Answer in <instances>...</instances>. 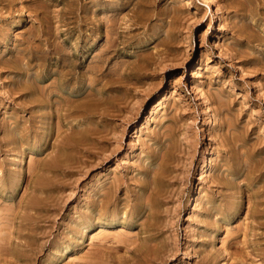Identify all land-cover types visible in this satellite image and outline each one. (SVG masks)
I'll list each match as a JSON object with an SVG mask.
<instances>
[{
    "label": "rangeland",
    "instance_id": "rangeland-1",
    "mask_svg": "<svg viewBox=\"0 0 264 264\" xmlns=\"http://www.w3.org/2000/svg\"><path fill=\"white\" fill-rule=\"evenodd\" d=\"M246 1L0 0V264H264V1Z\"/></svg>",
    "mask_w": 264,
    "mask_h": 264
},
{
    "label": "bare ground",
    "instance_id": "bare-ground-1",
    "mask_svg": "<svg viewBox=\"0 0 264 264\" xmlns=\"http://www.w3.org/2000/svg\"><path fill=\"white\" fill-rule=\"evenodd\" d=\"M225 1H226V0H225ZM250 1H251V0H250ZM260 1H261V0H260ZM262 1H264V0H262ZM97 2H98V1H97ZM206 2H207V0H206ZM244 2H245V0H231V8H232V7L235 8L236 11H237V10H240V11H241V10H242V11H243V10H244V11L246 10L247 13H249V12H248V8H249V7L245 9V7H247V6L244 7V5H243V4H245ZM246 2H248V0H247ZM251 2H252V1H251ZM255 2H256V1H255ZM255 2H254V3H255ZM100 3H101V2H100ZM100 3H98V4L101 5ZM254 3H253V4H254ZM257 3H258V1H257ZM257 3H256V4H257ZM259 3H260V2H259ZM227 4H228V3H227ZM246 4L249 5V3H246ZM253 4H252V5H253ZM256 4H255V5H256ZM260 4H261V3H260ZM263 4H264V3H262V5H263ZM95 5H96V4H95ZM228 5H229V4H228ZM255 5H254V6H255ZM257 5H258V4H257ZM49 6H50V5H49ZM249 6H250V5H249ZM252 7H253V6H252ZM233 8H232V9H233ZM253 8H254V7H253ZM256 8H257V7H256ZM256 8H255V9H256ZM249 9H251V8H249ZM255 9H254V10L252 9V10L255 11ZM74 10H75V9H74ZM257 10H258V9H257ZM250 11H251V10H250ZM259 11H260V13H261V10H259ZM259 11H258V12H259ZM71 12H73V11H71ZM237 12H239V11H237ZM73 13H74V12H73ZM252 13H253V12H252ZM263 13H264V12H263ZM237 14H238V13H237ZM258 14H259V13H258ZM35 15H36V14H35ZM71 15H72V13H71ZM75 15H76V14H75ZM239 15H240V13H239ZM245 15H246V14H245ZM253 15H254V14H253ZM260 15H261V14H260ZM78 16H79V15H78ZM64 17H66V16H64ZM73 17H74V16H73ZM102 17H103V16H102ZM242 17H243V16H242ZM54 18H55V17H54ZM68 18H69V15H68ZM71 18H72V17H71ZM71 18H70V19H71ZM78 18H79V17H78ZM82 18H83V17H82ZM103 18H104V17H103ZM111 18L114 19V16L111 17ZM251 18H252V16H251ZM263 18H264V17H263ZM36 19H37V18H36ZM74 19H75V18H74ZM79 19H80V18H79ZM105 19H106V18H105ZM105 19H103V20L105 21ZM108 19H109V17H108ZM115 19H116V18H115ZM245 19H246V18H245ZM256 19H257V18H256ZM50 20H51V19H50ZM67 20H68V19H67ZM76 20H77V16H76ZM81 20H83V19H81ZM84 20H85V19H84ZM84 20H83V21H84ZM97 20H98V19H97ZM99 20H100V19H99ZM110 20L112 21V19H110ZM110 20H109V22H110ZM261 20H262V18H261ZM61 21H62V20H61ZM63 21H64V20H63ZM65 21H66V20H65ZM77 21H78V20H77ZM256 21H257V20H256ZM259 21H260V20H259ZM70 22H71V24L73 25V22H72V21H70ZM78 22H79V21H78ZM80 22H81V21H80ZM105 22H106V21H105ZM109 22H108V23H109ZM67 23H68V22H67ZM99 23H100V22H99ZM110 23H111V22H110ZM112 23H113V21H112ZM112 23H111V24H112ZM75 24H76V21H75ZM102 24H103V23H102ZM106 24H107V23H106ZM114 24H115V23H114ZM65 25H67V24L65 23ZM68 25H69V24H68ZM76 25H77V24H76ZM105 26H108V24L105 25ZM112 26H113V25H112ZM49 27H51V26H49ZM75 27H77V26H75ZM108 27H109V26H108ZM67 28H68V27H67ZM98 28H99V27H98ZM65 29H66V28H65ZM68 29H69V28H68ZM75 29H78V28H75ZM94 29H95V28H94ZM96 29H97V28H96ZM96 29H95V30H96ZM58 30H59V29H58ZM69 30H70V29H69ZM97 30H99V29H97ZM113 30H115V29H113ZM38 31H39V30H37V32H38ZM67 31H68V30H67ZM72 31H73V30H72ZM99 31H100V30H99ZM105 31H106V30H105ZM109 31H111V28H110ZM37 32H36V34L38 35ZM46 32H47V31H46ZM49 32H50V31H49ZM54 32L57 33V31H55V30H54ZM107 32H108V31H107ZM40 33H42V32H41V29H40ZM40 33H39V34H40ZM67 33H68V32H67ZM72 33H73V32H72ZM75 33H76V32H75ZM79 33H80V31H79ZM45 34H46V33H45ZM57 34H58V33H57ZM63 34H64V33H63ZM104 34H106V32H105ZM108 34H109V32H108ZM31 35H32V34H31ZM41 35H42V34H41ZM52 35H53V34H52ZM55 35H56V34H55ZM68 35H71V34H68ZM73 35H74V34H73ZM109 35H110V34H109ZM34 36H35V35H34ZM58 36H59V35H58ZM83 36H84V35H83ZM107 36H108V35H107ZM35 37H36V36H35ZM38 37H39V35H38ZM49 37H50V36H49ZM54 37H55V36H54ZM46 38H47V37H46ZM46 40H47V39H46ZM50 40H51V39H50ZM50 40L48 39L49 42H50ZM50 43H51V42H50ZM52 43L54 44L55 42H52ZM56 44H57V43H56ZM59 44H60V43H59ZM112 44H113V43H112ZM48 45H49V43H48ZM60 45H61V44H60ZM51 46H52V44H51ZM55 46L57 47V45H55ZM58 46H59V45H58ZM83 46H84V45H83ZM52 47H53V46H52ZM81 47H82V46H81ZM50 48H51V47H50ZM53 48H54V47H53ZM59 48H61V47H59ZM65 48H66V47H64V49H65ZM57 50H58V47H57ZM76 50H77V49H76ZM49 51H50V49H49ZM49 51H48V52H49ZM65 51H67V49H65ZM65 51H63V48H62V52H65ZM69 51H70V50H69ZM38 52H39V51H38ZM40 52H41V54H42V50H41ZM40 52H39V53H40ZM51 52H52V51H51ZM39 53H37V54H39ZM43 53H44V52H43ZM46 53H47V52H46ZM77 53H78V52H77ZM82 53H83V52H82ZM40 56H41V55H40ZM43 56H44V55H43ZM80 56H81V55H80ZM58 57H59V60H60V70H59L58 79H57L58 82L56 81V82H57L56 84H58V87H59V86H64L65 84H68V82H69V81L75 76V75H74V71H75V70H74V66H75L74 64H75V63H74V61H73L74 59L71 58V54H68V52H67V53H61V52H59V56H58ZM37 58H38V57H37ZM74 58H75V57H74ZM38 59H39V58H38ZM39 60H40V59H39ZM48 60H49V59H48ZM76 61H77V60H76ZM76 61H75V62H76ZM41 62H42V61H41ZM45 62H46V61H45ZM48 62H49V61H48ZM27 63H28V62H27ZM39 63H40V62H39ZM103 63H105V62H103ZM103 63H102L101 65H103ZM43 65H44V64H43ZM48 65H49V64H48ZM78 65H79V63H78ZM51 66H52V65H51ZM75 67H76V66H75ZM77 67H78V66H77ZM99 67H100V68H99ZM99 67H98V69L96 68V70L101 71L100 69H101L102 66H99ZM58 68H59V67H58ZM58 68H55V69H58ZM47 69H49V68L47 67ZM94 69H95V68H93V71H95ZM5 70H6V69H5ZM34 70H35V69H34ZM50 70H51V68H50ZM102 71H103V69H102ZM108 71H109V70H108ZM115 71H116V70H115ZM45 72H46V71H45ZM57 72H58V71H57ZM78 72H79V71H78ZM81 72H82V71H81ZM81 72H80V73H81ZM90 72H91V71H90ZM96 72H98V71H96ZM80 73H79V77H80ZM82 73H84V71H83ZM99 73H100V72H99ZM101 73H102V72H101ZM114 73H116V72H114ZM54 74H55V73H54ZM94 74H95V73H94ZM94 74H93V75H94ZM103 74H104V73H103ZM82 75H83V74H82ZM38 76H39V75H38ZM83 76H84V75H83ZM86 76H87V75H85V77H86ZM95 76H96V75H95ZM99 76H100V74L97 76V78H98ZM50 77H51V76H50ZM93 77H94V76H93ZM40 78H41V77H40ZM48 78H49V77H48ZM51 78H52V77H51ZM54 78H55V76H54ZM74 78H75V77H74ZM81 78H82V77H81ZM88 78H89V77H88ZM52 79H53V78H52ZM76 79H77V78H76ZM82 79H83V78H82ZM84 79H85V78H84ZM93 79H95V78H93ZM103 79H104V78H103ZM49 80H50V79H49ZM55 80H56V79H55ZM55 80H54V81H55ZM87 80H89V79H87ZM96 80H97V79H96ZM25 81H26V80H25ZM29 81H30V80H29ZM54 81H53V82H54ZM80 81H81V80H80ZM80 81H79V82H80ZM83 81H84V80H83ZM90 81H91V80H90ZM97 81H98V80H97ZM101 81H102V80H101ZM40 82H41V80H40ZM45 82H46V81H45ZM70 82H71V81H70ZM77 82H78V81H77ZM25 83H26V82H25ZM27 83H28V82H27ZM72 83H74V81H73ZM72 83H70V84L72 85ZM94 83H95V82H94ZM22 84H24V83H22ZM50 84H52V83H50ZM74 84H75V83H74ZM83 84H84V82H83ZM87 84L89 85V82H88V81H87ZM103 84H104V83H103ZM43 85H44V84H42V86H43ZM48 85H49V84H48ZM76 85H77V84H76ZM93 85H95V84H93ZM104 85H106V84H104ZM24 86H25V85H24ZM29 86H30V85H29ZM73 86H75V85H73ZM102 86H103V85H102ZM27 87H28V86H27ZM27 87H26V88H27ZM71 87H72V86H71ZM81 87H82V86H81ZM104 87H105V86H104ZM108 87H109V86H108ZM37 88L39 89V87H37ZM51 88H52V87H51ZM60 88H61V87H60ZM64 88H65V86H64ZM75 88H76V87H75ZM106 88H107V87H106ZM109 88H112V87H109ZM47 89H48V88H47ZM47 89H46V92H47ZM88 89H89V88H88ZM93 89H94V88H93ZM103 89H104V88H103ZM31 90H32V89H31ZM33 90H34V89H33ZM51 90H52V89H51ZM59 90H60V89H59ZM59 90H58V91H59ZM61 90H62V89H61ZM74 90H75V89H74ZM26 91H27V89H26ZM39 91H41V89H40ZM66 91H67V90H66ZM41 92H42V91H41ZM41 92H39V93H41ZM49 92H50V88H49V91H48L47 93H49ZM75 92H76V91H75ZM75 92H74V93H75ZM87 92H89V90H88ZM102 92H103V91H102ZM31 93H32V92H31ZM47 93H46V94H47ZM69 93H70V91H69ZM72 93H73V92H72ZM79 93H80V92H79ZM90 93H91V92H90ZM85 94H87L86 91H85ZM107 94H108V93H107ZM44 95H45V93H44ZM53 95H54V94H53ZM108 95H109V94H108ZM32 96H33V95H32ZM58 96H59V94H58ZM80 96H81V95H80ZM87 96H88V95H87ZM90 96H91V95H90ZM93 96H94V94L92 95V98H93ZM99 96H100V95H99ZM28 97H29V96H28ZM30 97H31V96H30ZM62 97H63V95H62ZM62 97H61V98H62ZM68 97H69V96H68ZM94 97H95V96H94ZM108 97H109V96H108ZM112 97H113V96H112ZM112 97H111V98H112ZM115 97H116V96H115ZM123 97H124V96H123ZM46 98H47V97H46ZM64 98H67V97H64ZM99 98H100V97H99ZM99 98H98V100H99ZM109 98H110V97H109ZM36 99H38V98H36ZM68 99H69V98H68ZM82 99H84L83 96H82ZM85 99H86V97H85ZM85 99H84V100H85ZM120 99H122V97H120L118 100H120ZM32 100H33V99H32ZM40 100H41V99H40ZM58 100H59V99H58ZM66 100H67V99H66ZM110 100H111V99H110ZM29 101H30V100H29ZM37 101H38V100H37ZM56 101H57V99H56ZM72 101H73V100H72ZM75 101H76V100H75ZM79 101H81V98L79 99ZM85 101H86V100H85ZM106 101H107V100H106ZM46 102H48V101H46ZM51 102H53V101L51 100ZM92 102H93V101H92ZM102 102H104V100H103ZM113 102H114V99H113ZM113 102H112V100H111L110 103L113 104ZM120 102H121V101H120ZM120 102H117V103H116L117 106L120 105ZM36 103H38V102H36ZM64 103H65V101H64ZM64 103H63V104H64ZM74 103H75V102L73 101V104H74ZM86 103H88V102L86 101ZM39 104H40V103H39ZM58 104H59V103H58ZM63 104H62V105H63ZM70 104H71V103H70ZM81 104H82V103H81ZM81 104H80V106H81ZM103 104H104V103H103ZM112 104H111V105H112ZM118 104H119V105H118ZM155 104H156V103H155ZM43 105H44V104H43ZM46 105H47V104H46ZM50 105H51V104H50ZM53 105H54V107L56 106V104H54V103H53ZM86 105H87V104H86ZM86 105H85V107H86ZM105 105H106V104H105ZM157 105H158V104H156V106H157ZM80 106H79V107H80ZM115 106H116V105H115ZM156 106H154V107H156ZM69 107H70V106H69ZM85 107H83V109H84ZM106 107H107V106H106ZM110 107H112V106H110ZM129 107H130V106H129ZM134 107H135V106H134ZM55 108L57 109L58 107H55ZM55 108H54V109H55ZM61 108H62V107H61ZM72 108L75 109V107H72ZM72 108H71L70 110H73ZM76 108H78V107H76ZM63 109H64V108H63ZM66 109L68 110L69 108H66ZM66 109H65V110H66ZM79 109H80V108H79ZM92 109H93V110H96V109H94V108H92ZM105 109H106V108H105ZM81 110H82V109H81ZM81 110H79V111L82 112ZM93 110H92V111H93ZM102 110H103V109H102ZM102 110L100 109V112H101ZM107 110H108V109H107ZM111 110H112V109H111ZM113 110H114V109H113ZM116 110H118V108H117ZM119 110H120V108H119ZM74 111H75V110H74ZM74 111H73V112H74ZM85 111H86V110H85ZM96 111L98 112V110H96ZM96 111H95V112H96ZM108 111H109V110H108ZM60 112H61V111H60ZM64 112H65V111H64ZM69 112H70V111H69ZM73 112H72V113H73ZM100 112H99V113H100ZM106 112H107V111H106ZM106 112L103 111L102 114H104V113H106ZM109 112H110V111H109ZM114 112H116V111H114ZM114 112H113V113H114ZM67 113H68V112H67ZM78 113H79V112H78ZM82 113H83V112H82ZM86 113H87V111H86ZM88 113H89V112H88ZM88 113H87L86 115H88ZM92 113H93V112H92ZM110 113H111V112H110ZM116 113H117V112H116ZM64 114H65V113H64ZM83 114H84V113H83ZM94 114H95V113H94ZM65 115H66V114H65ZM75 115H76V114H75ZM75 115H74V117H75ZM84 115H85V114H84ZM86 115H85V116H86ZM100 115H101V113H100ZM105 115H106V114H105ZM111 115H112V114H111ZM66 116H68V114H67ZM71 116H72V115H71ZM77 116H78V115H77ZM81 116H83V115H81ZM78 117H79V116H78ZM75 118H76V117H75ZM55 119H56V118H55ZM62 119H63V118H62ZM70 119H71V117H70ZM73 119H74V118H73ZM66 120H67V119H66ZM75 120H76V119H75ZM71 121H72V119H71ZM73 121H74V120H73ZM83 123H84V122H83ZM57 124H58V123H57ZM65 124H66V123H65ZM68 126H69V125H68ZM78 126H80V125H78ZM78 126H77V127H78ZM88 126H89V125H88ZM81 127H82V126H81ZM56 129H57V128H56ZM68 129H69V128H68ZM71 129H73V128H71ZM84 129H85V126H84ZM87 129H88V128H87ZM103 129H104V128H103ZM103 129H102V131H103ZM16 130H18V129H16ZM84 131H85V130H84ZM100 131H101V130H100ZM100 131H99V132H100ZM117 131H118V130H117ZM82 132H83V131H82ZM103 132H104V131H103ZM80 133H81V132H80ZM83 134H84V132H83ZM85 135H86V134H85ZM103 135H105V134H103ZM88 137H89V136H88ZM88 137H85V139L88 138ZM81 138H82V134H81ZM90 138H91V137H90ZM90 138H89V139H90ZM112 138H113V136H112ZM82 139H83V138H82ZM76 140H77V139H76ZM79 140H80V139H79ZM85 141H86V140H85ZM111 142H112V141H111ZM113 144H114V143H113ZM106 145H107V144H105V146H106ZM102 147H104V145L101 146V149H102ZM170 147H171V146H170ZM93 148H94V147H93ZM105 148L107 149V147H105ZM171 149H172V148H171ZM103 150H104V148H103ZM103 150H101V151H103ZM104 151H105V150H104ZM164 151H166V149H165ZM171 151H172V150H171ZM171 151H170V152H171ZM96 152H97V151H96ZM162 152H163V151H162ZM170 152H169V153H170ZM172 152H173V151H172ZM172 152H171V153H172ZM165 153H166V152H165ZM171 153H170V154H171ZM93 154H94V153H93ZM96 154H97V153H96ZM163 154H164V153H163ZM170 154H169V155H170ZM208 154H211V153L208 152ZM104 156H105V155H104ZM104 156H103V158H105ZM156 156H157V155H156ZM164 156H165V155H164ZM209 156H210V155H209ZM170 158H171V157H170ZM158 159H159V157H158ZM161 159H162V161H165V160H163V158H161ZM156 160H157V159H156ZM170 160H171V159H170ZM183 161H184V160H183ZM165 162H166V161H165ZM167 162H168V161H167ZM169 162H170V161H169ZM169 162H168V163H169ZM204 164H205V163H204ZM206 164H207V163H206ZM155 165H156V167H157V164H155ZM159 165H161V164H159ZM163 165H164V164H163ZM164 166H165V165H164ZM164 166H163V167H164ZM207 166H208V164H207L206 166H204V167H207ZM166 167H167V166H166ZM160 168H161V167H160ZM167 168H168V167H167ZM205 169H206V168H205ZM151 170H152V169H151ZM153 170H154V169H153ZM163 170H164V169H163ZM147 171H148V170H147ZM156 171H157V170H156ZM166 171H167V170H166ZM158 172H159V171H158ZM154 173H155V172H154ZM161 173H162V172H161ZM161 173H159V175H160ZM151 174H152V173H150V176H151ZM159 175H158V176H159ZM163 175H164V172H163ZM150 176H149V177H150ZM153 176H155V175H153ZM165 176H166V175H165ZM149 177H148V178H149ZM162 177L164 178V176H162ZM166 177H167V176H166ZM155 178H156V177H153V178H152V176H151L150 180L152 179L153 181H152V180H151V181L149 180L150 182H149V181L146 182V185H145V186H147L146 188H148V190H149V189H152V190H153L154 187L151 185V182H155ZM164 179H165V178H164ZM116 180H117V182L120 181L119 179H115V182H116ZM157 180H158V179H157ZM160 181H161V180H160ZM160 181H159V182H160ZM164 181H165V180H164ZM113 182H114V181H113ZM117 182H116V183H117ZM161 182H162V181H161ZM118 183H119V182H118ZM157 183H158V182H157ZM163 183H165V182H163ZM131 184H132V183H131ZM141 184H142V183H141ZM153 184H154V183H153ZM159 184H160V183H159ZM159 184H158V185H159ZM111 185H112V184H111ZM118 185H119V184H118ZM142 185H143V184H142ZM162 185H163V184H162ZM115 186H117V185H115ZM155 186H156V184H155ZM107 187L109 188L108 185H107ZM140 187H141V186H140ZM110 188L113 189L114 187H113V188L110 187ZM116 188H117V187H116ZM144 188H145V187H144ZM155 188H156V187H155ZM163 188H164V186H163ZM111 189H109V190L111 191ZM157 189H158V188H157ZM115 190H116V189H115ZM100 191H101V190H100ZM103 191H104V189H102V192H103ZM105 191H106V190H105ZM105 191H104V192H105ZM116 191H117V190H116ZM146 191H147V190H146ZM157 191H158V190H157ZM159 191H160V190H159ZM159 191H158V192H159ZM108 192H109V191H108ZM108 192H107V193H108ZM143 192H144V191H143ZM154 192L156 193V191H154ZM105 193H106V192H105ZM105 193H104V194H105ZM111 193L114 194V193H113V190H112ZM115 193H116V192H115ZM140 193H141V192H140ZM150 193H151V192H150ZM162 193H164V192H161V194H162ZM165 193H166V192H165ZM112 194H111V195H112ZM145 194H147V192H146ZM156 194H157V193H156ZM109 195H110V194H109ZM109 195H108V196H109ZM111 195H110V199H112V198H111V197H112ZM152 195H153V194H152ZM154 195H155V194H154ZM154 195H153V197H154ZM157 195L160 196V194H157ZM157 195H156V196H157ZM162 195H163V194H162ZM101 196H102V194H101ZM105 196H106V195H105ZM164 196H165V195H164ZM164 196H163V199H164ZM116 197H117V196H116ZM143 197H144V195H143ZM103 198H104V197H103ZM105 198H106V197H105ZM113 198H114V197H113ZM146 198H147V196L145 197V200H146ZM148 198H149V196H148ZM148 198H147V199H148ZM158 198H159V197H158ZM99 199H100V197H99ZM107 199H109V198H107ZM152 199L154 200V198H152ZM155 199H156V198H155ZM160 199H161V198H160ZM102 200H103V199H102ZM145 200H144V201H145ZM161 200H162V199H161ZM104 201H105V200H104ZM108 201H111V200H108ZM144 201H143V202H144ZM151 201H152V200H151ZM159 201H160V200H159ZM159 201H158V202H159ZM102 202H103V201H102ZM115 202H116V201H115ZM156 202H157V201H155V203H154V202L152 201V203H154L155 205H158ZM162 202H163V201H162ZM106 203H108V202H105V204H106ZM113 203H114V202H113ZM113 203H112V204H113ZM116 203H117V202H116ZM112 204H111V205H112ZM145 204H146V202H145ZM106 205H107V204H106ZM111 205H107V206H111ZM114 205H115V204H114ZM147 205H150V204H147ZM133 206H135V205H133ZM101 207H102V206H101ZM114 207H115V206H114ZM148 207H149V206H148ZM158 207H159V206H158ZM104 208H105V207H104ZM123 208H124V207H123ZM132 208H133V207H132ZM109 209H110V208H109ZM113 209H115V208H113ZM124 209H125V208H124ZM142 209H143V208H142ZM147 209H148V208H147ZM149 209H150V208H149ZM100 210H101V209H100ZM104 210H106V208H105ZM104 210H103V211H104ZM157 210H158V209H157ZM119 211H120V210H119ZM121 211H122V210H121ZM128 211H129V209H128ZM132 211H133V210H132ZM144 211H145V210H144ZM154 211H155V210H154ZM108 212H110V211H108ZM123 212H124V211H123ZM123 212H122V213H123ZM133 212H134V211H133ZM148 212H149V211H148ZM101 213H102V212H101ZM104 213H105V211H104ZM110 213H111V212H110ZM113 213H114V211H113ZM122 213H121V215H122ZM128 213H129V212H128ZM154 213H155V212H154ZM157 213H158V212H157ZM123 214H124V213H123ZM144 214H145V213H144ZM147 214H148V213H147ZM149 214L151 215V213H149ZM107 215H108V214H107ZM126 215H127V214H126ZM150 215H149V216H150ZM155 215H156V214H155ZM109 216H110V214H109ZM115 216H116V214H115ZM157 216H158V215H157ZM135 217H136V216H135ZM147 218H149V217H147ZM110 219H111V217H110ZM150 219H151V218H150ZM154 219H155V218H154ZM131 220H133V219H131ZM140 221H142V218L140 219ZM146 221H147V220H146ZM148 221H149V219H148ZM148 221L146 222L147 224H148ZM154 222H155V221H154ZM141 223H142V222H141ZM142 224H143V223H142ZM147 224H145V225H147ZM150 224H151V223L149 222V224H148L147 226H149ZM155 224H156V223H155ZM143 225H144V224H143ZM150 226H151V225H150ZM153 226H154V225H153ZM145 227H146V226H145ZM146 228H147V227H146ZM152 228L154 229V227H152ZM145 230H147V229H145ZM151 231H152V230H151ZM123 241H124V240H123Z\"/></svg>",
    "mask_w": 264,
    "mask_h": 264
}]
</instances>
